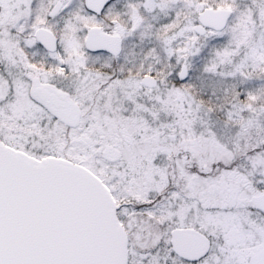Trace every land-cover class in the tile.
Masks as SVG:
<instances>
[{
	"label": "snow or ice",
	"instance_id": "snow-or-ice-1",
	"mask_svg": "<svg viewBox=\"0 0 264 264\" xmlns=\"http://www.w3.org/2000/svg\"><path fill=\"white\" fill-rule=\"evenodd\" d=\"M0 264H264V0H0Z\"/></svg>",
	"mask_w": 264,
	"mask_h": 264
}]
</instances>
